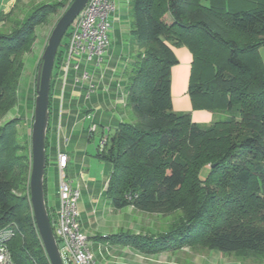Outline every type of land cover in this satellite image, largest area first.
I'll return each instance as SVG.
<instances>
[{"label":"trees","instance_id":"trees-1","mask_svg":"<svg viewBox=\"0 0 264 264\" xmlns=\"http://www.w3.org/2000/svg\"><path fill=\"white\" fill-rule=\"evenodd\" d=\"M73 1L39 4L0 32V120L18 104L37 29ZM12 15L1 14L0 27ZM131 34L141 50L127 72L135 121L109 135L96 157L113 167L107 195L114 210L182 216L159 236L122 232L95 240L147 256L190 248L264 260V0H136ZM66 46L55 61L50 115ZM173 48L193 57L192 110L219 120L198 124L174 110ZM20 121L0 124V231L13 230L7 246L15 264H50L30 201L31 140L20 138Z\"/></svg>","mask_w":264,"mask_h":264},{"label":"crops","instance_id":"crops-1","mask_svg":"<svg viewBox=\"0 0 264 264\" xmlns=\"http://www.w3.org/2000/svg\"><path fill=\"white\" fill-rule=\"evenodd\" d=\"M114 1L115 4H122L127 0ZM13 5L14 0H11L4 14L9 13ZM126 12L121 8L118 16L116 6L115 13L111 15L113 16L112 23H120L124 18L126 19ZM132 27L128 29L129 33ZM122 31L121 33H125L123 27ZM173 50L179 59V64L172 68L174 110L190 112L196 123L212 124L219 117L217 114L192 110L188 93L193 62L192 54L187 48H173ZM139 52L141 50L136 40L127 46V44H121L118 37L115 47H112L109 42V48L99 66L92 62L82 65L79 71L71 70L64 84L61 79V65L53 78L46 174L47 207L53 213L60 207L61 181L58 157L59 154H64L69 159L66 169L67 180L74 187L81 189V199L78 203L80 227L91 239L90 248L96 255L98 264H109V261L104 262L105 253L106 256L108 254L114 256L120 264H151L157 258L141 254L129 247L111 246L95 240L97 236L105 237L122 232L138 234L132 232L133 223L131 222L132 226H130L125 222L124 216L130 212H140L132 207L119 211L114 210L107 195L113 167L98 159L97 153L96 155L91 154L88 144L95 142L97 133L101 141L106 133L114 134L121 124L135 121V116L129 106L128 96L131 82L127 72L134 64ZM38 68L39 65L35 74L36 79ZM85 73L89 75L87 80L84 78ZM35 99L36 80L33 96L29 98L33 103V119ZM93 126L97 128L95 132L92 131ZM96 171L100 173L98 178ZM130 220L136 221V218L130 217Z\"/></svg>","mask_w":264,"mask_h":264},{"label":"rangeland","instance_id":"rangeland-1","mask_svg":"<svg viewBox=\"0 0 264 264\" xmlns=\"http://www.w3.org/2000/svg\"><path fill=\"white\" fill-rule=\"evenodd\" d=\"M55 1L58 0H14V5L11 8V11H13V15L11 17L12 21L11 22L8 21L5 24H3L0 27V32L2 33L10 32L13 29L14 21L23 20L26 17V15L29 14L32 11V9L38 6L39 4L52 3ZM10 2L11 0H0V15L4 13L6 6L10 5ZM135 2L136 0H127L122 4L116 3L118 16L120 15L121 8H123L127 11L126 12L127 18L126 19L124 18L123 21L120 23L117 22L112 23L113 16L109 18L110 28L108 34L110 40L109 42L111 43L112 47L116 46L118 37L121 41V44L124 45L127 44V46H130V44L133 43V41L135 42L136 40L135 37L128 32L130 26L134 27L135 24ZM65 11L66 9H62L61 11H59L57 15H54L50 18V21L47 25L41 26L40 28L37 29V41L32 51L24 56L25 68L22 73L21 79L19 81V86L17 91L18 104L2 120H0V124H2L5 122H9L13 119H20L21 124L19 125L18 130H19V136L23 140H27V141H29V139L31 140V128H32L31 123L33 121V116H32L33 103L32 100H29V98H32L33 96V87L36 80L35 74H36L37 66L40 63L41 57L43 55V52L45 50L51 32L53 31L55 25L57 24L58 20ZM167 20L171 21V17L167 16ZM122 27L123 30H125V33H121ZM70 30L71 28L67 32L68 35ZM68 35L67 34L65 35L60 50L64 49V45L67 44L69 39ZM259 54L262 60L264 61V48H262L259 51ZM180 112H185V111H180ZM186 113H190V112H186ZM219 119L220 117L216 118V120ZM88 145H89V152L91 154L96 155L97 150L100 146V135L97 133L95 136V142L90 143ZM206 169H210V166H207ZM96 176L97 178L100 176L99 171H96ZM181 216H182L181 212H173L167 214H147L141 212L140 213L130 212L124 216V219L126 220L125 222H127L130 226H132L133 223L132 228L134 229H132L133 230L132 232L138 233L137 235L155 237L168 232L171 229V226L175 222H177L181 218ZM130 217L136 218V221H131ZM89 240L90 243L92 244L90 238ZM154 256H156L157 258H155V260L151 264H264V260H260V259L237 256V255H224L219 252L203 250V249L193 250L190 248H183L176 252L164 253ZM104 257H105L104 262L109 261V264L110 263L120 264L117 263V260L114 258V256H111L109 254L106 256L105 253Z\"/></svg>","mask_w":264,"mask_h":264},{"label":"built area","instance_id":"built-area-1","mask_svg":"<svg viewBox=\"0 0 264 264\" xmlns=\"http://www.w3.org/2000/svg\"><path fill=\"white\" fill-rule=\"evenodd\" d=\"M116 11L114 0H89L76 18L68 35L61 68V79L66 84L71 70L79 71L84 64L102 63L104 54L109 48L110 16ZM84 78H89L88 73ZM90 118V117H89ZM93 126L92 131H96ZM109 135L105 134L100 141V150L107 145ZM60 168V207L53 213L52 227L57 239L64 264H98L90 248L89 237L81 230L78 203L81 189L74 187L67 180L66 169L69 159L59 154ZM13 230L6 228L0 231V264H15L9 252L7 242L13 237Z\"/></svg>","mask_w":264,"mask_h":264},{"label":"water","instance_id":"water-1","mask_svg":"<svg viewBox=\"0 0 264 264\" xmlns=\"http://www.w3.org/2000/svg\"><path fill=\"white\" fill-rule=\"evenodd\" d=\"M89 0H74L55 25L41 57L36 79L34 119L31 128L32 167L30 201L36 227L50 264H64L54 235L45 192L47 167L46 140L50 123V93L57 53L68 30Z\"/></svg>","mask_w":264,"mask_h":264}]
</instances>
